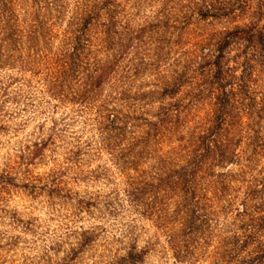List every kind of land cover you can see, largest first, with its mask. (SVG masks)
Segmentation results:
<instances>
[{"label":"rangeland","instance_id":"374dc122","mask_svg":"<svg viewBox=\"0 0 264 264\" xmlns=\"http://www.w3.org/2000/svg\"><path fill=\"white\" fill-rule=\"evenodd\" d=\"M92 1L17 6L39 12L44 38L29 66L16 51L0 61V264H237L222 256L264 144L246 168L255 124L242 113L240 160L215 167L200 135L217 108L215 57L237 28L264 27V0L107 1L79 73L62 80L63 40ZM258 52L232 38L224 64L232 82L251 67L246 90L261 101Z\"/></svg>","mask_w":264,"mask_h":264},{"label":"trees","instance_id":"16d2710c","mask_svg":"<svg viewBox=\"0 0 264 264\" xmlns=\"http://www.w3.org/2000/svg\"><path fill=\"white\" fill-rule=\"evenodd\" d=\"M25 1L28 0H0V61L3 55L10 59L13 56L12 52L16 51L19 52L22 66H27V64L29 66L32 62L30 51L36 47L38 39L43 36V31L38 30L41 28V22L37 10L32 12L26 10L29 18L25 17V14H22L23 17L21 13L17 14V6L20 4L22 8ZM107 1L112 4V0H93L91 4H85L80 14L77 12L75 28L68 30L69 34L65 35L63 47L58 56L62 80L65 79L68 72L79 73L82 58H86L92 41L91 30L93 27L91 25L96 26L97 23L99 25L103 15L102 11L108 5ZM105 14L109 15L108 20L100 23L106 26L109 22L108 26L111 28L112 24L116 23L115 12L108 10ZM232 38L255 42L259 47L260 57L264 59V27L259 28L256 24H252L250 27L237 28L223 42L213 62L216 67L214 78L218 85L215 97L217 108L212 124L205 128L200 135L203 150L200 157L203 162L210 161L211 166L215 167H224L231 162L240 160L241 155L236 147L241 144L244 136H241L243 129L238 130L235 120L237 119L242 125V113H246L250 117L254 116L255 124L252 127V135L248 136L251 156L246 158L248 163L246 168L253 170L255 154L264 144L263 127L255 119L261 117L264 97L258 101L254 90H246L247 84L244 82V78L247 71L250 72L251 67L248 66L247 71L243 72V75L239 76L236 81L232 82L228 78L229 72L225 69L224 59L225 49L230 45ZM25 45L27 54L26 50L23 51ZM3 47L6 48L5 54L2 53ZM22 54L25 57H22ZM259 105L263 108H258ZM260 173L262 177L257 178L251 174L252 178L248 181L250 186L245 192L242 201L243 207L237 210L240 224H237V230L232 237L228 250L229 255L225 253L222 256L224 261L229 256L231 260L235 259L237 264H264V169ZM217 176L225 179L233 175L224 171L219 172ZM222 187L223 189L225 187L224 181H222ZM254 199L258 200L257 204L251 205Z\"/></svg>","mask_w":264,"mask_h":264}]
</instances>
